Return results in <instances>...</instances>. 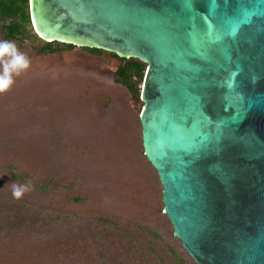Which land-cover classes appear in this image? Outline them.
Here are the masks:
<instances>
[{"label":"water","instance_id":"95a60500","mask_svg":"<svg viewBox=\"0 0 264 264\" xmlns=\"http://www.w3.org/2000/svg\"><path fill=\"white\" fill-rule=\"evenodd\" d=\"M57 41L147 64L144 155L197 264H264V0H30Z\"/></svg>","mask_w":264,"mask_h":264},{"label":"rangeland","instance_id":"374dc122","mask_svg":"<svg viewBox=\"0 0 264 264\" xmlns=\"http://www.w3.org/2000/svg\"><path fill=\"white\" fill-rule=\"evenodd\" d=\"M12 41L30 67L0 94V264H197L144 155L141 96L114 81L122 61L63 43L40 54L32 24ZM12 183L32 190L16 199Z\"/></svg>","mask_w":264,"mask_h":264},{"label":"trees","instance_id":"16d2710c","mask_svg":"<svg viewBox=\"0 0 264 264\" xmlns=\"http://www.w3.org/2000/svg\"><path fill=\"white\" fill-rule=\"evenodd\" d=\"M30 0H0V25L6 31L9 39L25 40L28 33V27L32 24L30 17ZM43 40V39H42ZM46 42L38 48V53H54L60 50L61 42L52 41ZM68 48H74L76 45L63 43ZM93 54H102V49L86 47ZM109 52V51H106ZM115 55V58L121 60L122 63L114 72V81L127 87L133 96L140 98L141 87L139 85L144 82L147 71V64L137 58L120 57L114 52H109Z\"/></svg>","mask_w":264,"mask_h":264},{"label":"clouds","instance_id":"9594fccd","mask_svg":"<svg viewBox=\"0 0 264 264\" xmlns=\"http://www.w3.org/2000/svg\"><path fill=\"white\" fill-rule=\"evenodd\" d=\"M30 67V59L22 53L15 41L0 39V94L7 92L15 83V77ZM12 196L20 199L32 190L30 184L12 183Z\"/></svg>","mask_w":264,"mask_h":264}]
</instances>
